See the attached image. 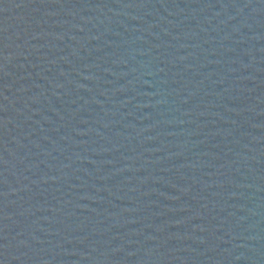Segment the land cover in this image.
Listing matches in <instances>:
<instances>
[{
	"label": "water",
	"instance_id": "obj_1",
	"mask_svg": "<svg viewBox=\"0 0 264 264\" xmlns=\"http://www.w3.org/2000/svg\"><path fill=\"white\" fill-rule=\"evenodd\" d=\"M0 264H264V0H0Z\"/></svg>",
	"mask_w": 264,
	"mask_h": 264
}]
</instances>
